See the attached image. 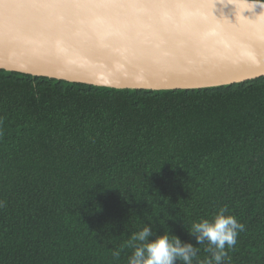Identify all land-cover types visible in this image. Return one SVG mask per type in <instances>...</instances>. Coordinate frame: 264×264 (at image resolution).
Instances as JSON below:
<instances>
[{"label":"trees","instance_id":"16d2710c","mask_svg":"<svg viewBox=\"0 0 264 264\" xmlns=\"http://www.w3.org/2000/svg\"><path fill=\"white\" fill-rule=\"evenodd\" d=\"M0 201V264H127L132 233L195 245L186 225L225 205L245 225L230 264H264V76L151 90L0 69Z\"/></svg>","mask_w":264,"mask_h":264},{"label":"water","instance_id":"95a60500","mask_svg":"<svg viewBox=\"0 0 264 264\" xmlns=\"http://www.w3.org/2000/svg\"><path fill=\"white\" fill-rule=\"evenodd\" d=\"M214 2L213 19L201 22L185 8L118 4H85L70 13L55 8L40 16L21 0L6 21L7 0H0V69L151 90L263 77L264 68L243 67L248 46L238 34L264 35V1ZM226 19L238 26L226 27Z\"/></svg>","mask_w":264,"mask_h":264},{"label":"clouds","instance_id":"9594fccd","mask_svg":"<svg viewBox=\"0 0 264 264\" xmlns=\"http://www.w3.org/2000/svg\"><path fill=\"white\" fill-rule=\"evenodd\" d=\"M5 206L0 201V208ZM188 227L189 234L195 238V245L166 230L158 233L152 225H146L131 234L126 245L131 249L127 264H230L229 250L238 242L239 233L245 225L229 213L228 207L221 206L210 218L201 217ZM206 245L209 255L200 259L199 247ZM112 256L119 259L120 249H113Z\"/></svg>","mask_w":264,"mask_h":264},{"label":"snow or ice","instance_id":"6c2138e0","mask_svg":"<svg viewBox=\"0 0 264 264\" xmlns=\"http://www.w3.org/2000/svg\"><path fill=\"white\" fill-rule=\"evenodd\" d=\"M23 2L40 16L55 8H63L66 12L70 13L73 9L85 4H118L121 7L165 6L177 11L185 8L189 12L198 14L197 18L201 22L212 20V10L216 7L214 0H23ZM20 3L21 0H7V6L4 12L6 21L10 19L11 13L20 5ZM235 6L237 8L236 3ZM254 6L255 5H251L245 7L244 9H250ZM261 6L264 7V4ZM252 21L255 22L256 19ZM221 22L225 23V26L229 28L233 25H237V23L234 24L228 19L221 20ZM238 38L243 39L248 46L247 54L243 60V67L249 69L264 68V35L257 36L252 32H244L242 34H238Z\"/></svg>","mask_w":264,"mask_h":264}]
</instances>
